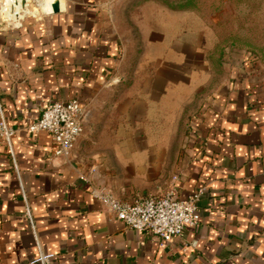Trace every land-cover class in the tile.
<instances>
[{
    "label": "crops",
    "instance_id": "crops-1",
    "mask_svg": "<svg viewBox=\"0 0 264 264\" xmlns=\"http://www.w3.org/2000/svg\"><path fill=\"white\" fill-rule=\"evenodd\" d=\"M243 3L58 0L46 13L29 0L38 11L18 26L0 17V118L15 129L0 138V264H264V50L257 72L229 63L218 14ZM70 99L84 127L64 158L28 126ZM102 188L128 202L204 188L199 220L161 245Z\"/></svg>",
    "mask_w": 264,
    "mask_h": 264
},
{
    "label": "built area",
    "instance_id": "built-area-1",
    "mask_svg": "<svg viewBox=\"0 0 264 264\" xmlns=\"http://www.w3.org/2000/svg\"><path fill=\"white\" fill-rule=\"evenodd\" d=\"M43 1V0H42ZM10 21V19H8ZM84 127L83 110L77 99L53 101L41 111L40 117L28 126L30 132L46 131L54 141V155L68 157ZM15 129L0 118V138L10 143ZM204 188L186 198H177L173 190L163 196H147L131 202L122 201L106 189H93L92 195L127 227L149 232L160 239V244L180 235L186 227L199 220L196 202ZM52 253L42 254L31 261L49 264Z\"/></svg>",
    "mask_w": 264,
    "mask_h": 264
},
{
    "label": "rangeland",
    "instance_id": "rangeland-1",
    "mask_svg": "<svg viewBox=\"0 0 264 264\" xmlns=\"http://www.w3.org/2000/svg\"><path fill=\"white\" fill-rule=\"evenodd\" d=\"M35 7L36 5L29 8L28 5L30 10ZM197 12L209 16L214 11ZM218 14L220 20L228 19V31H233L235 34L234 42L228 46V51L232 53V60L230 59L229 63L233 66H242L243 62L247 61L257 72L260 65L259 50H264V42L260 41V35L264 34V0H244L240 8L218 10Z\"/></svg>",
    "mask_w": 264,
    "mask_h": 264
},
{
    "label": "bare ground",
    "instance_id": "bare-ground-1",
    "mask_svg": "<svg viewBox=\"0 0 264 264\" xmlns=\"http://www.w3.org/2000/svg\"><path fill=\"white\" fill-rule=\"evenodd\" d=\"M16 0H0V16L2 18H7L9 19V16L13 15V14H18L20 15L21 13L25 12V11H30L28 9V1L26 0V6H25V10L22 12L19 8V5H14ZM37 1L39 4H41L43 6L42 0H35ZM38 5V4H37ZM39 8V7H38ZM38 8L35 7L33 12H37Z\"/></svg>",
    "mask_w": 264,
    "mask_h": 264
},
{
    "label": "water",
    "instance_id": "water-1",
    "mask_svg": "<svg viewBox=\"0 0 264 264\" xmlns=\"http://www.w3.org/2000/svg\"><path fill=\"white\" fill-rule=\"evenodd\" d=\"M11 1V0H10ZM26 0H16L14 5H19L20 10L23 12L25 10V6H26ZM43 10L46 13H54L58 11V0H43ZM30 11H25L23 13H28ZM18 18L19 15L18 14H13L11 16H9V19L11 22H14L15 26H18Z\"/></svg>",
    "mask_w": 264,
    "mask_h": 264
}]
</instances>
